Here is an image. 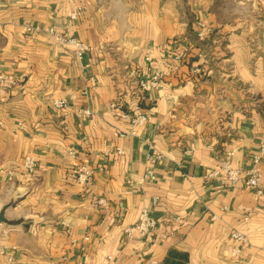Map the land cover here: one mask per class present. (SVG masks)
I'll return each instance as SVG.
<instances>
[{
    "label": "crops",
    "instance_id": "0c3cea01",
    "mask_svg": "<svg viewBox=\"0 0 264 264\" xmlns=\"http://www.w3.org/2000/svg\"><path fill=\"white\" fill-rule=\"evenodd\" d=\"M215 2L0 0V71L17 78L0 89V264H264V195L208 177L224 157L250 165L264 114L195 117L212 72L186 40L191 27L228 29L234 73L260 80L241 26L222 25ZM157 70L162 86L142 90ZM145 208L158 222L151 237L135 227Z\"/></svg>",
    "mask_w": 264,
    "mask_h": 264
},
{
    "label": "rangeland",
    "instance_id": "374dc122",
    "mask_svg": "<svg viewBox=\"0 0 264 264\" xmlns=\"http://www.w3.org/2000/svg\"><path fill=\"white\" fill-rule=\"evenodd\" d=\"M214 6L222 25L241 26L247 47V63L252 71L260 70V80L253 82L241 79L234 73L235 67L231 62L234 54L227 46L228 29L208 30L202 23L200 30H192L191 27L186 40L191 42L192 46L200 48V53L206 59L205 64L208 65L207 72H212L210 77L200 80L201 83L197 86V101L204 106H197L195 117L202 115L203 118V113H207V117L213 118L214 114L211 112L216 113L215 109L221 114L220 117L226 120L231 114L230 109L244 113L254 108L264 114V0H216ZM188 20L192 26V22H196L197 18L189 15ZM201 31L205 32L202 36L199 35ZM224 58L228 60L225 61ZM181 115L185 121L194 118L192 112L186 109Z\"/></svg>",
    "mask_w": 264,
    "mask_h": 264
},
{
    "label": "built area",
    "instance_id": "2783aa9c",
    "mask_svg": "<svg viewBox=\"0 0 264 264\" xmlns=\"http://www.w3.org/2000/svg\"><path fill=\"white\" fill-rule=\"evenodd\" d=\"M204 31L199 32V35H204ZM60 39H63L64 42L72 44L77 47L80 51L88 49L87 44L78 40L74 36H60ZM185 51V50H184ZM180 52L177 57H181L185 52ZM17 78L13 79L10 75L2 73L0 71V89L3 84L13 81L15 82ZM163 84V72L161 70L155 71L149 79H140L139 86L142 90L150 91L155 88L161 87ZM54 104L58 108H64L67 106L66 101L54 100ZM85 114H90V111L85 110ZM147 119V115L143 112H137L132 117V122L136 124H142ZM67 128V126H65ZM74 154V151H72ZM264 158V139L260 142L257 150L253 154L252 161L248 167H242L240 165L233 164L228 157L221 159V162L217 168H215L208 177L220 178L223 182L230 184L231 186L238 185L241 181L248 187L254 189L258 194L264 195V180H263V171H262V160ZM23 167L30 174H34L38 167V162L35 157L29 155L25 158L23 162ZM5 174L8 180L14 179V169L7 168L5 169ZM92 174V171L88 166H80L77 171V178L83 182H87ZM104 201V200H101ZM157 220L151 214V212L145 208L142 210L139 215L138 221L135 224V227L143 236L151 237L157 228ZM232 237L234 239L241 241H246V235L240 231H233ZM239 249L235 248L233 250L236 253ZM151 264H159L157 260H151Z\"/></svg>",
    "mask_w": 264,
    "mask_h": 264
}]
</instances>
